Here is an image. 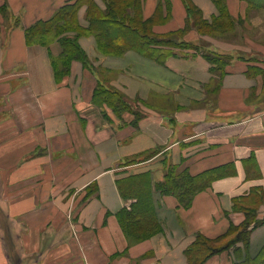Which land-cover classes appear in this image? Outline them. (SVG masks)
<instances>
[{
	"label": "crops",
	"instance_id": "obj_1",
	"mask_svg": "<svg viewBox=\"0 0 264 264\" xmlns=\"http://www.w3.org/2000/svg\"><path fill=\"white\" fill-rule=\"evenodd\" d=\"M74 2L0 0V264H189L199 235H226L248 219L241 206L264 196V0H141L153 33L187 31L182 40L200 48L164 62L137 47L115 50L89 31L77 38L81 57L69 58L63 38L77 30H37ZM187 3L209 23L226 19L236 36L189 28ZM87 12L78 10L83 27ZM209 50L229 56L223 68L213 70ZM102 88L132 109L145 101L165 110L119 122ZM169 163L192 176L227 173L185 206L156 190ZM147 171L161 227L134 241L121 215L136 198H124L118 181ZM256 215L264 221V202ZM263 246L264 223L252 225L247 247L237 242L203 264H235Z\"/></svg>",
	"mask_w": 264,
	"mask_h": 264
},
{
	"label": "trees",
	"instance_id": "obj_2",
	"mask_svg": "<svg viewBox=\"0 0 264 264\" xmlns=\"http://www.w3.org/2000/svg\"><path fill=\"white\" fill-rule=\"evenodd\" d=\"M247 1L251 3L254 0ZM104 2L105 6L101 8L94 4L93 0H75L73 4L63 7L50 21L40 23L37 32L45 35V33L55 29L59 35L68 30H77L78 33L74 37L67 36L63 38L64 54L69 58L73 56L81 57L82 49L77 38L83 32L88 31L99 37L103 41V45L121 51L137 47L143 53L161 62L172 55L189 56L199 52L200 48L197 44L175 38L174 35L178 34L180 36L183 31L170 33L169 35H173V38L153 33L150 26L147 25L148 22L142 18L141 0H104ZM84 4L88 5L87 18L89 26L87 27L81 26L77 18L78 10ZM187 10L193 22L200 29L205 27L212 31L217 28L215 26L216 21L209 23L205 20L198 7L187 3ZM225 16L227 15L224 14ZM28 34L34 35L35 31L30 30ZM203 53L212 63L213 70L223 68L228 62V57L225 55L210 51ZM99 96L107 105L112 102L111 98L114 97L119 99V102L115 104L119 109H131L117 92L102 88ZM226 173L218 170L192 176L188 171L180 169L179 165L169 163L165 167L166 176L164 181L156 183V190L163 194H173L178 197L182 205L188 206L199 190L205 188L213 178ZM150 183L151 174L149 171L130 175L118 181V187L124 198H136V201L131 205V209H125L121 215L122 226L130 239L134 241L142 240L156 233L161 227L151 201ZM241 208H244L249 216V209L244 206H241ZM253 212L255 216V209ZM257 220L251 222L248 218L241 226H232L230 231L239 230V233L222 245H215L221 239L220 237V239H208L199 235L196 242L187 250L189 264H203L211 255L228 249L240 241L247 247L250 227L258 225ZM235 264H264V246L254 257L247 256L244 260Z\"/></svg>",
	"mask_w": 264,
	"mask_h": 264
},
{
	"label": "rangeland",
	"instance_id": "obj_3",
	"mask_svg": "<svg viewBox=\"0 0 264 264\" xmlns=\"http://www.w3.org/2000/svg\"><path fill=\"white\" fill-rule=\"evenodd\" d=\"M261 1L262 0H254V2H255L254 4H256V5L257 4H260ZM158 19H159V17H158ZM226 21L227 20L226 19H223V18L222 19H219L216 22V25H215L217 28H215L214 30L210 31V30H208L205 27H203V28L200 29V27H198L197 24H195L194 22H191V20H190L189 21V26H190L189 28H194L195 30L197 28L198 29V34L199 33L201 34V33H204V32L205 33H210V34H213L214 33V35H217V36H221L222 37L224 35L227 36V34L231 33L229 36H232V35L233 36H236L237 33L234 32L235 26L233 24H228V22L226 23ZM221 23L223 24V27H220ZM201 26H203V24H201ZM226 27H228V28H226ZM186 32H181L180 36L178 34L177 35H174V36L177 39H182L185 36L184 34H186ZM156 35H158V34H156ZM160 36H171L169 38H173V35H169V34H167V35H160ZM210 49H212V48H210ZM212 50H209V51L210 52H214L216 54H219L220 53V52H217L216 50H214V51H212ZM213 87H214V85H213ZM211 96H215V95H211ZM111 101L112 102H110V103H108V105H106V110L108 112H110L113 116L115 115L117 117V119L119 120V122L122 121L124 123L125 122L128 123L127 120L131 119L129 122H133V123L136 124L137 121L141 117L145 116V112L147 110L157 111V112H164V110H165L162 107H159L157 105H155V106L149 105L148 106V105H146V102L145 101L143 103L145 105V107H142L140 109H135V108L132 109L131 108V109H123V110H121V109H119V107L117 105H115V104H117L119 102V99H115L114 97H112L111 98ZM207 106L210 107V108H212L210 104L207 105ZM159 149H160V147L156 146V147H153V148H151V149H149L147 151H144V152H141L139 154L133 155L132 157H130L129 159H127L125 161L124 165L132 164L133 162H136L138 160L140 161V160H145L147 158H150L151 155L154 152L158 151ZM166 163H167V160H166ZM176 165H178V164H176ZM161 171L162 170H160V174H162ZM165 176L166 175H165V172H164V177H162L161 180H159L158 182L164 181ZM262 202H264V196L255 199L254 203H251L250 205H247V208L249 209V212H250L249 213V216H248L249 221L253 222V221L257 220V217H256L257 215L254 216L253 210L255 209V212H256L255 214H257V210L259 208V205ZM257 221H258L257 224L264 223V221H261L259 219ZM238 231H235V230H231L230 231L229 230L228 231V234L226 236L220 237L221 239L219 238L220 240H218V242L215 245L225 244L227 241L231 240L237 233H239Z\"/></svg>",
	"mask_w": 264,
	"mask_h": 264
}]
</instances>
